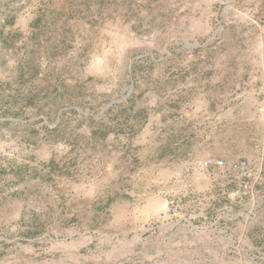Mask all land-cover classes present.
Instances as JSON below:
<instances>
[{"label":"rangeland","instance_id":"374dc122","mask_svg":"<svg viewBox=\"0 0 264 264\" xmlns=\"http://www.w3.org/2000/svg\"><path fill=\"white\" fill-rule=\"evenodd\" d=\"M0 264H264V0H0Z\"/></svg>","mask_w":264,"mask_h":264},{"label":"built area","instance_id":"2783aa9c","mask_svg":"<svg viewBox=\"0 0 264 264\" xmlns=\"http://www.w3.org/2000/svg\"><path fill=\"white\" fill-rule=\"evenodd\" d=\"M249 162L241 161L232 164L229 167V172L233 173L238 178H248L251 176ZM198 167L204 169L208 176H214L218 170L225 167L224 161L220 159L206 158L198 164Z\"/></svg>","mask_w":264,"mask_h":264}]
</instances>
